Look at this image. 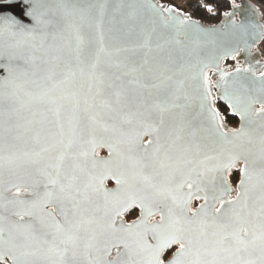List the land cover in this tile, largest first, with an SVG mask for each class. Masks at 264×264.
Returning a JSON list of instances; mask_svg holds the SVG:
<instances>
[{"label": "water", "instance_id": "obj_1", "mask_svg": "<svg viewBox=\"0 0 264 264\" xmlns=\"http://www.w3.org/2000/svg\"><path fill=\"white\" fill-rule=\"evenodd\" d=\"M228 2L229 9L221 15L220 20L216 24H206L162 0L0 1V158H13L11 161L0 159V203L12 198V192L6 191L10 182L21 185L18 199L24 201L23 204L9 205L7 211L0 208V216L6 218L0 223V227L5 229V239L11 223L16 225L31 223L37 237L41 236L43 231L53 230L43 228L35 216H25V220L21 221L13 214L27 209L32 201L44 198L46 181L37 172V168L42 165L29 164L25 153H31L36 149L33 141L35 133L40 131L43 138L46 135L43 129L51 125L47 122L44 125L35 124L29 132L21 129L18 138L13 139L17 133L15 131L11 134L4 133L3 121L12 114V122L15 123L18 114L20 117L18 122L23 125L26 120L43 119L41 112L46 114L48 120L54 119L53 114L47 111L48 106L33 98L38 97L49 86V75L53 72L59 73L63 69L67 57L66 43L70 41L73 49L77 44L75 39L77 26L80 27L79 34L84 38L85 44L91 41L94 47L98 48L99 37L102 34L106 44L129 49L128 52L120 54L121 59L124 57L130 59L129 68L138 67L147 60L148 65L158 69L157 76L159 71H163L165 76L172 78L166 81L167 87L151 89V94L147 89L137 90L144 100L142 106L131 99L133 93L130 91L129 102L120 112L105 114L101 126L92 125L86 119L81 121V127L84 128L83 147L88 151V157L81 161L86 171L84 174H78L80 182L82 184L88 182L89 175L100 177L106 172L109 173L107 178L103 179L100 192H90L91 201L82 205L83 216L86 219L103 222L114 218L117 229L122 224L126 226L138 222L144 213L135 205L122 211L121 215L115 216L117 209L109 204L108 216L105 217L103 192L117 190L118 185L112 174L119 176L120 173H124L127 182L120 186V190L125 198L144 187L142 176L150 177L157 184L165 183V174L171 171L170 168H162L160 164L165 150L170 157L165 163H178L183 173L191 172L193 180L197 179V172L226 162L230 154L237 156L235 165L225 174L227 186L231 189L225 199H236L242 177L240 169L245 166V159L259 176L261 169L264 168L259 150V138L261 133H264V117L254 113L259 112L261 102H264V51L260 49L264 41V17L252 0ZM9 3L12 4L6 5ZM62 3L67 7H62ZM73 5L76 6V10L73 9ZM170 7L176 11L172 13L162 11ZM30 11L33 16L39 18V23H36L32 16L22 15ZM81 16L86 18L85 22L81 21ZM177 16L181 20L187 18L188 23L179 24ZM12 19L22 22L24 34L18 29L15 35L6 30L5 20ZM96 21H101L99 30ZM206 64L210 66V70H205L209 80L207 90L211 92L208 99H205L201 76V69ZM158 82L153 78L144 80V83L149 85ZM218 105L224 106L228 110L227 115L237 120L236 127L226 122L225 116L218 110ZM157 106L166 109L163 113V124L160 123ZM210 109L219 114L220 119L215 123ZM33 112L36 113L35 117ZM241 112L245 113L244 119L241 118ZM141 113L144 115H140ZM145 120L157 129L151 136H139L144 131L142 121ZM221 125L229 134L238 131L243 125L247 135L236 139L230 136L231 143L225 142L214 131L216 126ZM93 128L94 131L91 130ZM65 132L67 139V124ZM150 139L153 141L158 139L159 144L164 146L160 159L156 161L151 159L156 144L149 145ZM89 141L99 145L95 147V159L110 160V164H98L95 169L92 168L94 145ZM109 146L112 149L111 157ZM74 150H79V141ZM102 153L106 156H100ZM235 172H238L239 176L233 185L231 176ZM215 175L219 188L221 183L219 173ZM18 177L25 179L19 180ZM180 179V174L177 173L175 181L170 186L174 187ZM108 182H113L114 186L109 188ZM255 182L254 180L253 183ZM195 187L194 185L192 189L194 195L188 205L189 217L204 204L202 198H195ZM207 187L209 208H219V202L211 199L212 186ZM182 192L185 195L189 192L187 186ZM199 195L203 197L204 192H200ZM249 195L251 206L252 200L259 195L258 188ZM97 207L99 211L96 210ZM169 207H175L171 200L159 204V209L166 215ZM132 210L138 211L137 218L125 222L124 217ZM176 211L179 214V208ZM229 215L230 212L225 213L218 222H228L226 217ZM203 219L209 222L207 231H213L211 218ZM159 220L160 213L157 211L149 223L154 224ZM57 221L63 223V217L59 212ZM191 227L198 228V225L194 224ZM80 235L83 249L87 237L83 232ZM116 236L128 238L127 234L122 232H117ZM23 239L24 237L17 233L16 242L21 243ZM146 239L149 244L155 243L152 233H148ZM129 240L131 242V238ZM178 247L179 245H173L171 249L177 250ZM176 250L168 259H172ZM120 251L121 261H126L128 256L123 245ZM115 255L116 250L113 249L111 256ZM5 264H11V261H5ZM38 264L43 262L40 261ZM76 264H87V260L81 256Z\"/></svg>", "mask_w": 264, "mask_h": 264}, {"label": "snow or ice", "instance_id": "obj_2", "mask_svg": "<svg viewBox=\"0 0 264 264\" xmlns=\"http://www.w3.org/2000/svg\"><path fill=\"white\" fill-rule=\"evenodd\" d=\"M23 2V0H22ZM12 3L6 4L11 5ZM67 7L66 4H61ZM76 10V6H72ZM211 11V8L208 9ZM162 11L172 13L174 8L162 9ZM22 15L32 16L36 23L39 18L33 16L32 12L22 13ZM179 24L188 23L187 18L176 17ZM86 18L81 16V21ZM6 30L15 35L18 29L21 34L25 29L21 21L12 19L5 20ZM101 21H96L99 30ZM80 27L75 28V39L77 41L75 49L71 42L65 45L67 57L64 60V67L59 72L49 75V86L46 87L38 97L37 102L47 105V111L54 116L53 120H48L46 114L41 112V120H26L23 125L18 121L12 122V114H9L3 121V131L11 134L13 131L18 135L23 129L24 132L32 131L33 125L45 122L51 125L46 129V135L42 138L40 131L33 136L36 149L31 153H25L27 162L33 165H42L37 168V172L45 178V195L38 201H32L29 207L23 211H16L13 214L21 221L25 216H35L43 228H51L52 231H43L37 237L34 234V226L31 223L16 225L11 223L7 229L8 236L5 239V229L0 227V264L11 261V264H76L77 260L83 256L87 264H264V168L259 176L249 167V162L245 159V166L240 169L242 177L239 182V191L235 200L225 199L231 192L227 186L226 172L235 165L238 159L235 155H229L226 162L217 164L211 168H205L196 173V180L192 179L191 172H182L179 164H167L169 160L167 150L163 159L160 160L161 167L170 168L171 171L165 174V183L157 184L148 176H142L144 187L137 189L130 196L125 198L121 195L120 186L127 181L124 173L119 176L112 174L116 180L118 188L114 192H103L105 198V217L108 216V205H113L117 210L115 216L122 214V211L135 205L144 213L138 222L128 225H121L115 228L114 218L106 221H96L86 219L83 216L82 205L91 201V193H99L103 184V179L109 173H104L100 177L89 175L88 182L81 183L78 174L86 171L82 160L87 159L88 151L84 149L82 140L84 128L81 127L82 120H88L92 125L101 126L105 114H115L129 102V92L133 94L131 99L141 106L144 104L142 94L137 90L147 89L151 94V89H162L167 87L166 81H170V76H165L163 71H159L147 60L138 67L129 68L131 63L128 57L120 58L121 53L129 51L127 48L113 47L106 44L104 36L101 34L98 41V48L89 41L85 44L84 38L79 34ZM146 46V45H145ZM210 70L209 65H204L201 69L203 87L205 89V99L211 97L208 76L205 70ZM239 71V69L237 70ZM59 76V79L55 77ZM157 79L158 83L151 85L144 83L145 79ZM135 86V87H132ZM114 98V99H113ZM231 106V105H230ZM160 113V123H164L163 113L165 108L157 106ZM213 123L220 119L219 114L214 109H210ZM140 115H144L141 113ZM150 115V113H149ZM264 117V102L258 113ZM36 113L33 112V117ZM241 118H245V113L241 112ZM67 124V139L65 138V126ZM144 131L139 136L149 135L157 129L142 121ZM94 131V128L91 129ZM217 136L223 141L231 143L233 139L247 135L242 125L238 131L229 134L223 130L222 125L214 129ZM179 138V137H177ZM43 141V142H42ZM79 141V150H74V146ZM92 168L98 164L107 165L111 161H99L95 159V147L93 141ZM249 139V143H251ZM149 145L156 144L153 149L151 159H160L163 145L159 140H149ZM260 159L264 162V133L259 138ZM109 156L112 155L111 146ZM11 161L13 158H0ZM179 173L181 179L170 186ZM212 173V175H209ZM216 173H219L220 187L217 188ZM19 180L25 179L18 177ZM256 181L253 183V181ZM98 181V183H97ZM195 187V198L203 199L204 204L196 212L188 216L189 202L193 198L192 189ZM201 185H204L201 187ZM211 185L213 201H218L219 208H209L208 187ZM187 186L189 192L185 195L182 190ZM256 188L259 195L252 200L250 206V192ZM6 191L12 192V198L0 203V208L7 211L11 204H23L24 201L18 199L21 192L19 183H11ZM27 191V189H25ZM204 192L203 197L199 195ZM217 192L219 194L217 195ZM171 200L167 215L159 209V204ZM228 206L227 208L225 206ZM179 208V214L176 209ZM99 211V207L96 209ZM160 213V220L157 223H149L150 218ZM57 212L63 217V223L57 221ZM231 213L226 219L228 222L220 223L221 216ZM214 213V214H213ZM211 218L213 231H207L208 220ZM200 218V219H195ZM6 218L0 216V223ZM198 228H192V225ZM111 230V231H109ZM81 232L87 241L81 249ZM126 233L128 238L117 237L116 233ZM20 233L24 239L17 243L16 236ZM148 233H152L155 243L147 242ZM51 237V239H49ZM131 238V242L129 240ZM121 245L127 252L128 259L121 261ZM173 245H179L172 259H168V250ZM195 248V259L193 250ZM116 250L115 257L111 256L112 250ZM111 257V258H110ZM211 257V259H208Z\"/></svg>", "mask_w": 264, "mask_h": 264}, {"label": "trees", "instance_id": "obj_3", "mask_svg": "<svg viewBox=\"0 0 264 264\" xmlns=\"http://www.w3.org/2000/svg\"><path fill=\"white\" fill-rule=\"evenodd\" d=\"M164 3L174 5L178 9L189 14L193 19L201 21L206 24H216L223 13L228 11L229 2L228 0H187L185 7H181L179 3L182 0H162ZM264 6V0H256ZM211 8V11L208 9ZM264 17V13H263ZM260 49L264 51V41L260 45ZM229 64V63H228ZM218 110L225 116L226 122L233 126L237 123V120L231 118L227 115L228 110L222 106L218 105ZM238 179V173H233L231 176V181L236 183Z\"/></svg>", "mask_w": 264, "mask_h": 264}, {"label": "flooded vegetation", "instance_id": "obj_4", "mask_svg": "<svg viewBox=\"0 0 264 264\" xmlns=\"http://www.w3.org/2000/svg\"><path fill=\"white\" fill-rule=\"evenodd\" d=\"M236 125H237V123H236L235 125H233L232 127H236ZM100 156H106V154H105V153H102V154H100ZM236 173H238V172H236ZM238 176H239V175H238ZM237 180H238V179H237ZM231 182H232V181H231ZM236 182H237V181H236ZM232 184H236V183H233V182H232ZM107 185H108L109 188H112V187L114 186V183H113V182H108ZM137 216H138V211H137V210H132L131 212L128 213V215H126V216L124 217V220H125V222H129V221H132V220L136 219ZM175 250H176V249L173 248V249H171V250L168 252V258L172 255V253H173Z\"/></svg>", "mask_w": 264, "mask_h": 264}, {"label": "built area", "instance_id": "obj_5", "mask_svg": "<svg viewBox=\"0 0 264 264\" xmlns=\"http://www.w3.org/2000/svg\"><path fill=\"white\" fill-rule=\"evenodd\" d=\"M0 1H3V0H0ZM261 10L262 13H264V6L262 4H260L259 2H257L256 0H252ZM187 1L185 0H182L180 6L181 7H185V4H186Z\"/></svg>", "mask_w": 264, "mask_h": 264}, {"label": "rangeland", "instance_id": "obj_6", "mask_svg": "<svg viewBox=\"0 0 264 264\" xmlns=\"http://www.w3.org/2000/svg\"><path fill=\"white\" fill-rule=\"evenodd\" d=\"M185 1H187V0H185ZM181 3H179V5H180ZM233 185H235V184H233Z\"/></svg>", "mask_w": 264, "mask_h": 264}]
</instances>
